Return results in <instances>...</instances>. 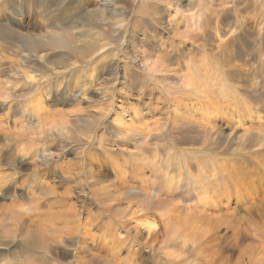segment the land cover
<instances>
[{"label": "clouds", "instance_id": "1", "mask_svg": "<svg viewBox=\"0 0 264 264\" xmlns=\"http://www.w3.org/2000/svg\"><path fill=\"white\" fill-rule=\"evenodd\" d=\"M0 264H264V0H0Z\"/></svg>", "mask_w": 264, "mask_h": 264}]
</instances>
